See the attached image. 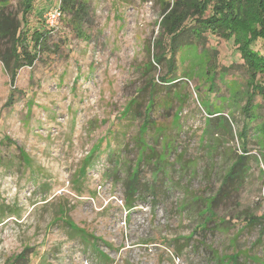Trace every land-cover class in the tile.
<instances>
[{"label":"rangeland","instance_id":"374dc122","mask_svg":"<svg viewBox=\"0 0 264 264\" xmlns=\"http://www.w3.org/2000/svg\"><path fill=\"white\" fill-rule=\"evenodd\" d=\"M79 8L15 87L0 60V264H264V102L237 45L187 35L170 73L158 0ZM247 151L244 183L211 209Z\"/></svg>","mask_w":264,"mask_h":264},{"label":"trees","instance_id":"16d2710c","mask_svg":"<svg viewBox=\"0 0 264 264\" xmlns=\"http://www.w3.org/2000/svg\"><path fill=\"white\" fill-rule=\"evenodd\" d=\"M11 1L0 0V60L15 87L19 70L35 64L51 30L41 18L31 24L27 22L29 16L36 14L34 10L36 0H21V17L20 13L8 8ZM84 1L59 0L58 5L63 12L68 11L75 17L79 14V6ZM158 2L162 8L161 25L165 29V35L171 38L168 59L170 73L173 72L175 65L174 51L186 43L187 35H197L201 38L206 32L214 33L226 40H232L237 45L248 76L250 99L253 101L254 97L259 96L264 102V0H174L172 3L158 0ZM189 22L191 24L188 25ZM166 55L167 52L158 53L154 60L161 63ZM168 75L170 74L167 73L162 81L171 83L177 80L168 79ZM222 118L225 127L231 131V123L225 117ZM248 152L239 155L226 173L222 186L210 200L211 209L219 196L225 194V190L244 183L247 159L250 155ZM137 175L138 172H135L126 184L128 194L126 205L129 208L135 205V195L141 192ZM207 208L208 205L203 211H207Z\"/></svg>","mask_w":264,"mask_h":264},{"label":"built area","instance_id":"2783aa9c","mask_svg":"<svg viewBox=\"0 0 264 264\" xmlns=\"http://www.w3.org/2000/svg\"><path fill=\"white\" fill-rule=\"evenodd\" d=\"M166 2H173L174 0H164ZM63 10L61 9L60 5L51 7L43 14V20L45 25L51 30L58 29V26L61 22L63 17Z\"/></svg>","mask_w":264,"mask_h":264}]
</instances>
